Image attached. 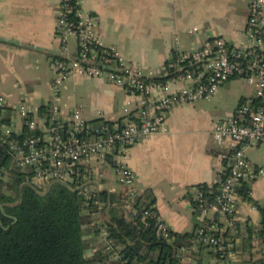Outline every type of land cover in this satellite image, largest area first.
Wrapping results in <instances>:
<instances>
[{"label":"crops","instance_id":"obj_1","mask_svg":"<svg viewBox=\"0 0 264 264\" xmlns=\"http://www.w3.org/2000/svg\"><path fill=\"white\" fill-rule=\"evenodd\" d=\"M83 1L97 15V29L104 42L117 46L125 58L146 71H153L154 77L177 46L193 50L214 37L235 44L243 42L250 12L247 0ZM57 7L58 0H0V94L7 97L3 113L19 125L20 105L24 103L36 111L56 99L65 114L78 107L88 120L125 123L136 119L138 96L104 77L74 74L55 94L52 65L62 53L56 38ZM193 28L195 32L190 31ZM68 46L65 56H76L74 36L69 37ZM183 83L178 81L174 86ZM255 92L254 85L232 78L210 99L173 107L167 114L164 131L130 147L124 160L136 174L131 187L119 183L111 163L96 159L88 164L99 167L102 175L93 177L88 187L130 195L135 202L139 194L151 189L156 199L154 207L175 232H192L214 218L223 220L213 209L195 207L190 195L199 184L216 183L222 170L220 154L230 147L231 140L222 143L215 139L216 124L232 115L243 100L254 97ZM250 188L251 197L264 204V175L250 183ZM96 213L98 218L91 216L92 222L106 216L103 210ZM237 218V228H230L227 235L236 249L234 258L223 260L216 249L191 243L179 249L180 263L254 264L264 258V238L256 232L251 240L246 235L249 227L260 228L259 209L242 199ZM91 225L87 223L84 235L87 258L95 257L105 245L103 236Z\"/></svg>","mask_w":264,"mask_h":264},{"label":"built area","instance_id":"obj_2","mask_svg":"<svg viewBox=\"0 0 264 264\" xmlns=\"http://www.w3.org/2000/svg\"><path fill=\"white\" fill-rule=\"evenodd\" d=\"M247 1L250 12L243 42L235 44L214 37L193 50L177 46L157 76L174 74L164 81L155 79L153 71L125 58L117 46L104 42L97 29L98 17L84 6L83 0H58L56 38L62 53L52 65L55 94L74 74L104 77L138 96V116L125 123L91 121L78 107L65 114L55 99L47 103L48 112L44 115L24 103L20 105L21 121L17 125L11 119L4 120L7 97L0 94V144L18 167L32 171L29 182L38 191L46 192L55 182L78 189L103 208L106 214L103 219H107L109 203L96 198L94 190L88 187V182L102 173L99 167L90 166L89 161L111 163L112 159L119 183L131 187L136 174L124 159L132 145L164 131L167 114L173 107L210 99L228 80L243 79L255 86V96L243 100L214 129L217 141L231 140L230 147L220 154L222 170L217 176V193L208 200L206 188L213 189L215 183H202L192 194L199 209H213L223 220L214 218L197 228L191 242L222 249L226 258H234L236 249L227 235L230 228L238 226L240 201L251 195V189L247 194L242 189L264 175V165L248 157L250 147L264 144V0ZM69 13H74L77 20L69 19ZM190 31L195 32L196 28ZM70 36L76 38L78 45L74 57L65 56ZM178 81L184 83L175 87ZM125 111L129 112V108L125 107ZM123 204L132 209L135 201L130 195L124 196ZM150 215L156 219L158 233L173 242L175 231L170 224L149 209L144 210L142 219ZM99 233L105 240L104 250L119 258L121 246L110 236L106 224H102Z\"/></svg>","mask_w":264,"mask_h":264},{"label":"trees","instance_id":"obj_3","mask_svg":"<svg viewBox=\"0 0 264 264\" xmlns=\"http://www.w3.org/2000/svg\"><path fill=\"white\" fill-rule=\"evenodd\" d=\"M68 16L77 20L74 13ZM172 75L155 79L165 81ZM39 112L46 114L48 104H43ZM4 120L9 121V116L5 115ZM100 120L103 119L91 121ZM110 162L116 166L115 161L110 159ZM31 172L18 167L0 144V264H181L178 251L183 245H191L194 231L175 232L173 242H168L158 233L153 215L143 220L145 209L157 213L151 189L138 195L132 209L124 206V196L95 190L93 195L109 203V210L107 219L92 222V214L103 208L78 189L60 182L53 183L46 192H40L29 182ZM217 185L215 183L211 190L206 188L208 200L217 193ZM249 189L250 186L245 185L242 191L247 194ZM246 198L261 213L260 228L249 227L246 235L251 240L256 232L264 238V204L251 195ZM190 199L197 207L192 195ZM88 222L98 233L103 223L107 225L110 236L121 246L119 258L104 248L95 257H85L84 235ZM225 252L218 249L217 255L225 260ZM254 264H264V258Z\"/></svg>","mask_w":264,"mask_h":264},{"label":"rangeland","instance_id":"obj_4","mask_svg":"<svg viewBox=\"0 0 264 264\" xmlns=\"http://www.w3.org/2000/svg\"><path fill=\"white\" fill-rule=\"evenodd\" d=\"M241 83V82H240ZM243 84V82H242ZM249 88L251 87L250 85L246 84ZM248 155L250 158L260 164H264V145L260 147H251L248 150ZM92 217H94L96 220L98 218V214L95 212L93 213Z\"/></svg>","mask_w":264,"mask_h":264}]
</instances>
